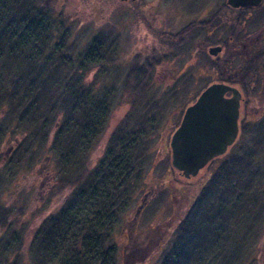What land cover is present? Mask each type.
<instances>
[{
    "label": "trees",
    "instance_id": "trees-1",
    "mask_svg": "<svg viewBox=\"0 0 264 264\" xmlns=\"http://www.w3.org/2000/svg\"><path fill=\"white\" fill-rule=\"evenodd\" d=\"M49 4V0H0V141L14 135L13 151L25 156L27 167L42 151L57 160L51 185L39 205L29 208L30 223L44 204L59 195L64 199L36 227L12 225L24 215L22 208L13 215L0 209V264H19L20 254L26 264H117L115 238L133 188L138 187L135 168L147 155L148 132L141 126L114 130L103 154L90 166V154L109 119L113 92L108 87L111 81L103 89L95 78L107 74L119 53H103L102 38L96 40L97 46L67 53L65 28L58 22V10ZM197 24L162 31L164 50L178 49ZM174 54L125 58L122 88L132 97L142 94L154 67ZM92 70L93 83L85 82ZM261 129L255 134L243 126L228 153L219 157L220 166L174 230L159 264L252 262L249 250L259 231L249 227L264 190V185L258 187L262 170L256 155L264 123Z\"/></svg>",
    "mask_w": 264,
    "mask_h": 264
},
{
    "label": "rangeland",
    "instance_id": "rangeland-1",
    "mask_svg": "<svg viewBox=\"0 0 264 264\" xmlns=\"http://www.w3.org/2000/svg\"><path fill=\"white\" fill-rule=\"evenodd\" d=\"M222 1L49 0V5L58 10L60 26L65 28L63 35L67 53L73 54L86 50L88 46H97L96 40L102 38L103 53L120 54L117 56L118 62L108 67L107 74L96 75L95 70H92L83 79L90 83L96 75L97 85L104 89V84L111 81L108 87L113 90L109 119L104 135L90 154V166L101 157L104 145L114 130L141 126V130L148 132L147 155H144L140 166L135 168L138 170V187L133 188L136 191L130 200L129 210L121 218L120 231H117L115 238L117 264H159L169 247L174 230L220 166L219 157L223 155L214 157L210 165L206 164L196 175L189 177L171 165L170 137L187 102L194 101L195 95L201 90V84L207 80V76L199 69L197 53H175L154 67L148 87L136 97H132L131 92H126L121 86L122 74L126 70L125 58H132L138 53H160L164 49L159 37L162 31L176 32L193 21L206 18ZM165 36L162 35V38H168ZM106 45H110V49H105ZM249 94L253 102L248 108L250 112L246 110L248 116L243 126L250 133L257 134L262 131L264 115L250 113L257 110L259 114H264V89ZM134 102L135 107H132ZM13 137L8 134L0 141V209L13 215L19 211L16 209L22 208L24 215L15 223L12 221V225L36 227L63 202V196H57L43 205L41 214L31 223L28 221L29 208L36 202L39 205L38 200L43 197L56 175L58 163L54 155L47 158L42 151L41 155L36 156L37 161L27 167L25 156L19 157L13 151ZM260 141L256 150L262 170L258 187L264 185V149L260 150L264 146V139ZM258 200L256 216L249 227L259 231L255 244L249 250L252 260L250 264H264V190ZM140 205L143 206L136 215ZM134 220L137 226L133 231L129 223ZM23 259L20 254L17 259L19 264H26Z\"/></svg>",
    "mask_w": 264,
    "mask_h": 264
},
{
    "label": "flooded vegetation",
    "instance_id": "flooded-vegetation-1",
    "mask_svg": "<svg viewBox=\"0 0 264 264\" xmlns=\"http://www.w3.org/2000/svg\"><path fill=\"white\" fill-rule=\"evenodd\" d=\"M197 22L194 33L187 37L185 43L175 47L178 49H163L160 53H197L199 69L207 76L199 94L212 83H223L238 91L237 135L233 143L226 147L225 154L242 131L247 111L250 112L248 108L253 99L249 93L264 89V0L246 6H232L223 0L208 17L200 18ZM248 90L250 92H246ZM224 97H232V92L226 91ZM250 115L264 114L254 110ZM129 225L134 231L137 221Z\"/></svg>",
    "mask_w": 264,
    "mask_h": 264
},
{
    "label": "water",
    "instance_id": "water-1",
    "mask_svg": "<svg viewBox=\"0 0 264 264\" xmlns=\"http://www.w3.org/2000/svg\"><path fill=\"white\" fill-rule=\"evenodd\" d=\"M259 1L227 0V3L246 6ZM226 91H231L232 97L225 98ZM238 100L239 93L233 87L212 83L185 108L169 141L171 164L185 177L196 175L209 160L223 154L233 143L238 130Z\"/></svg>",
    "mask_w": 264,
    "mask_h": 264
}]
</instances>
